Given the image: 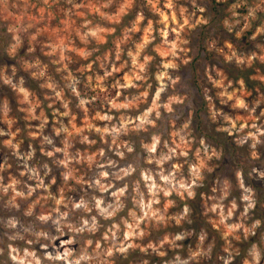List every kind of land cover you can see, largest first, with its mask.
<instances>
[{
	"label": "clouds",
	"instance_id": "1",
	"mask_svg": "<svg viewBox=\"0 0 264 264\" xmlns=\"http://www.w3.org/2000/svg\"><path fill=\"white\" fill-rule=\"evenodd\" d=\"M0 264H264V0H0Z\"/></svg>",
	"mask_w": 264,
	"mask_h": 264
}]
</instances>
